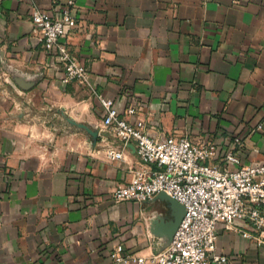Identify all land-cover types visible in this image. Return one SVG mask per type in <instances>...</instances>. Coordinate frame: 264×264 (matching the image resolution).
<instances>
[{"label": "crops", "instance_id": "0c3cea01", "mask_svg": "<svg viewBox=\"0 0 264 264\" xmlns=\"http://www.w3.org/2000/svg\"><path fill=\"white\" fill-rule=\"evenodd\" d=\"M65 2L0 0V264H107L118 243L145 255L167 247L168 200L112 198L143 164L134 142L124 160L100 153L123 143L103 127L93 90L131 122L143 119L153 137L213 140L222 168L235 137L244 141L241 165L264 163V0H76L65 39L88 67L84 85L61 83L56 52L31 20L32 9ZM47 108L99 130L96 146L74 129L64 144L36 146L50 134L27 126L23 110ZM247 224H217L228 264H264V244L239 231Z\"/></svg>", "mask_w": 264, "mask_h": 264}, {"label": "built area", "instance_id": "2783aa9c", "mask_svg": "<svg viewBox=\"0 0 264 264\" xmlns=\"http://www.w3.org/2000/svg\"><path fill=\"white\" fill-rule=\"evenodd\" d=\"M76 0H66L56 11L32 9L31 20L45 50L55 51L62 65L61 83L88 84V67L72 52L65 39L68 29L77 24ZM102 108V125L123 143V147L100 149L110 161L124 160L125 146L134 142L142 167L131 168L128 182L118 186L112 198L143 203L161 192L185 206L186 213L171 243L157 254L128 252L115 244L107 264H228V256L217 251V224L231 226L235 220L246 221L249 228L239 230L246 238L264 244V163L241 165L237 149L244 141L235 137L222 160L213 163L219 147L211 139L194 141L188 136L153 137L146 122L134 123L122 116L114 101L93 90ZM129 106L126 115H133ZM263 124L257 129L262 130ZM229 164L238 165L236 169Z\"/></svg>", "mask_w": 264, "mask_h": 264}, {"label": "rangeland", "instance_id": "374dc122", "mask_svg": "<svg viewBox=\"0 0 264 264\" xmlns=\"http://www.w3.org/2000/svg\"><path fill=\"white\" fill-rule=\"evenodd\" d=\"M82 84V83H80ZM84 85V84H82ZM17 108H23L18 105ZM24 109V108H23ZM24 115H28V118L25 121V124L28 126L37 124L38 128L42 129L44 133L50 134V138H46L45 136H40L37 139H34V143L38 145H41L42 147H53L51 144H55L57 141L60 143H63L64 141L62 140V137L67 135L71 136L73 133V129L75 131H81V132H86L89 134L91 138V134L89 130H94L92 129L89 125H87L84 122H80L76 119L73 118V122L70 121L69 119H72L66 112L61 111L59 117H53L52 113L53 111L51 108H47L46 111L44 110L43 114L44 116H40L37 114L33 109L26 111L23 110ZM47 113V114H46ZM54 137V138H53ZM73 144L75 143L72 141ZM50 143V144H49ZM48 144V145H47ZM64 144V143H63ZM54 148V147H53Z\"/></svg>", "mask_w": 264, "mask_h": 264}, {"label": "water", "instance_id": "95a60500", "mask_svg": "<svg viewBox=\"0 0 264 264\" xmlns=\"http://www.w3.org/2000/svg\"><path fill=\"white\" fill-rule=\"evenodd\" d=\"M69 120L72 122L74 121L73 118L69 119ZM89 132L91 134L92 146L95 147L97 142H98V138H99V130L94 129V130H89ZM157 196L168 200L171 203V207H172L171 221H169V223L167 225V228H168L167 234L170 237V240L168 243V245H169L173 239V236H174L177 228L179 227V225L182 221V218L184 217V215L186 213V209H185L184 205L179 203L177 200H175L174 198H172L171 196H169L165 192H161Z\"/></svg>", "mask_w": 264, "mask_h": 264}]
</instances>
